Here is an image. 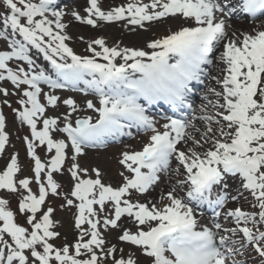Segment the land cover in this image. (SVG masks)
<instances>
[{
  "label": "snow or ice",
  "instance_id": "1",
  "mask_svg": "<svg viewBox=\"0 0 264 264\" xmlns=\"http://www.w3.org/2000/svg\"><path fill=\"white\" fill-rule=\"evenodd\" d=\"M88 3L87 18L75 11L72 15L92 27L97 21L125 19L142 27L145 22L169 16L191 21L193 26L151 41L147 44L151 52L108 47L103 39H96L88 45L92 56H80L65 43L70 37L61 22L64 14L50 11L53 0H0L4 9L0 12L4 29L0 40L7 41L10 49L0 51V81H10L17 89L26 86L19 101L23 110L17 116L31 130V139L25 140L34 161L31 179H17L20 167L16 156L0 172V190L21 193L19 212L29 214L26 222L31 226L29 229L17 223L9 201L0 199V264H104L108 257L112 264H138L133 254L117 259L115 246L105 247L101 224L105 230L118 228L122 216L132 218L137 231L124 230L119 239L139 249L151 264H244L235 257L243 256L249 247L264 258V30L239 34L234 30L229 34L222 18L239 11L253 18L264 15V0H241L238 7L230 6L228 0H129L108 12L101 10L99 0ZM9 29L13 37L22 39H9ZM30 47L43 54L55 79L36 65L29 55ZM221 47L218 62L223 64V77L217 83L222 90H210L216 97L209 101L215 112L208 113L205 105L200 117L182 115L192 107L189 85L204 82V66L213 64L214 51ZM12 61H21L27 68L17 65L14 69L9 66ZM81 83L98 97V106L92 100L86 104L98 114L95 122L90 116L77 118L73 126L70 117L79 109L71 98L63 100L70 111L62 127L57 118H43L46 106L56 108L60 97L42 93L41 85L53 90L69 86L80 90L76 86ZM0 93L9 94L3 88ZM42 94L47 105L40 102ZM141 100L148 105L162 101L173 109V116L163 117L166 122L162 131ZM197 119L204 122L202 133L194 123ZM38 122H42L39 129ZM131 127L151 135L142 150L122 153L119 163L129 173H120L122 186L105 185L96 169L95 179L81 178V173L87 175L88 170L76 161L84 149L124 134V129ZM59 133L66 134L70 145L65 139L54 138ZM7 142L5 118L0 115V154ZM182 144L183 150L179 147ZM206 144L210 147L204 149ZM38 147L52 154L47 163L36 154ZM69 155L72 163L68 171L75 181L70 196L79 203L74 205V200L67 197L66 203L77 209L76 228L88 227L74 245L58 249L50 242L58 236L52 231L53 209L42 208L49 193L58 195L60 185L53 174L62 172ZM173 158L178 162L175 172L184 177L178 183L187 186L186 196L177 195L173 187L161 195L159 206L133 202L132 193L143 195L156 186L160 173L168 171ZM227 175H239L254 209L236 207L227 211L224 222L235 225L230 228L220 222L221 213L216 211L224 207L226 195L216 193L213 199L218 186L227 188ZM33 181L38 195L30 187ZM109 204L111 211L106 208ZM204 204L214 211L211 228L198 226L195 210ZM106 212L101 221L100 214Z\"/></svg>",
  "mask_w": 264,
  "mask_h": 264
},
{
  "label": "rangeland",
  "instance_id": "2",
  "mask_svg": "<svg viewBox=\"0 0 264 264\" xmlns=\"http://www.w3.org/2000/svg\"><path fill=\"white\" fill-rule=\"evenodd\" d=\"M34 2H38V0H34ZM129 0H105V3L100 4L101 10L108 12L111 9L115 7H121L125 6ZM144 3L145 0H143ZM71 4H67L66 6H62L61 12H63V18L62 23L66 25L65 28V34L70 37L65 43L72 48L75 54L80 56H92V53L88 51V45L93 40L96 39H103L105 41L106 46L108 47H118L120 49L123 48H134V46H137L133 42L118 38V37H105L103 35H97L96 33H93L89 29H84L81 23L77 22L72 13L77 12L80 13L81 9H84V6H77L79 8L70 7ZM69 6V7H67ZM89 7V3H85V8ZM67 8V10H65ZM56 10H59L57 8ZM4 9L2 5H0V12H3ZM51 11V10H50ZM85 15H87V12L85 11ZM49 19H54L51 15H49ZM182 24H178L177 27L170 28L168 27L169 24L166 26L160 27L157 29V32L155 36L149 38L150 41L161 39L165 36H161L164 34L169 35L168 30L171 29V32L178 31L183 25H185V22H181ZM144 29V28H143ZM3 26L0 24V31H3ZM256 30H264V23L260 24L256 27ZM9 33V39L15 38V39H22L18 35L13 37L10 33V29L8 30ZM147 42H144L141 44L142 49H145L147 46L146 43H148V38L145 39ZM145 46V47H144ZM94 48H96L97 51H100L98 46L93 45ZM0 51H10V49L7 47V41L0 40ZM35 52L36 49L31 48L29 50V53H32L33 56L31 58L35 61H38V64H40L41 61L35 59ZM103 62V61H99ZM118 62H120L118 60ZM19 66H23L27 68V65H25L21 61H12L9 62V66L13 67L14 69ZM0 88L6 89L8 91V95L5 96L3 93H0V103L2 104V110L0 111V115H3L5 118V133L9 136L8 142L5 145V150L2 154H0V172L5 170L8 163H10L11 158L13 156L17 157V161L20 167V172L17 174V179H23V178H33V168H34V161L29 157L27 152V144L25 138L31 139V130L28 128L26 124L21 123V121L18 119L17 112L22 111L23 108L19 104V101L23 99L22 92L26 88L25 86H21L20 89H17L14 85L11 84L10 81H0ZM49 91V90H48ZM47 91V92H48ZM219 91V90H216ZM50 94H54L58 97H60V100L58 101V105L56 108H52L49 106H46V112L45 117H53L57 118L59 121H61L60 126L62 127V121L65 115L68 114L70 109L67 108L66 105L63 104V100L71 98L73 99L77 106L78 111L73 112L70 119L72 122L75 118H80L82 115H85L82 110V107L80 104L83 103V100L85 99L83 93L82 96L80 93L72 92V91H63V90H50ZM216 97L213 98L211 101H215ZM43 104L47 105V101L42 97ZM215 112L216 109L212 108ZM79 112L81 113L79 116ZM78 113V114H77ZM41 118V120L43 119ZM42 127V122H38V129ZM54 138L56 139H65V134L59 133L54 134ZM205 149V148H204ZM204 149H198L203 151ZM36 154L41 158L42 162L47 163V161L50 159V156L52 154L47 153L46 148L44 147H38L36 149ZM114 154H118L119 158H115ZM122 152L120 149H114L112 151H108L106 153H100L95 154L94 158L92 160H84L83 156H80L77 158V163L80 165L82 169H87L88 174L84 175L81 173V178L83 179H95V172L93 169L99 170L101 173V181L105 185H110L113 188H118L122 186L123 184V177L120 175L121 172H123L125 175H129L128 172H126L121 164H118V160L120 161V156ZM95 161V162H93ZM72 161L70 159H67L64 169L60 173H54L53 178L54 180L60 185V189H58V195H51L49 193V196L46 198L45 204L42 208V211H46L47 208L51 207L53 209V213L51 216V219L53 221V228L52 231L58 233V236L50 241L54 247L56 248H62L65 245L72 246L74 245L77 240L79 239L80 233L83 229H87V224L83 225L81 229H77L75 226V220L77 215V209L75 206H68L66 203V197L67 199H73L74 205L79 203L78 201H75L73 197L70 196V193L74 187L75 181L71 178V174L68 171ZM105 165H107L105 167ZM105 167V168H104ZM32 187L33 192L38 195V186L33 181V184L30 185ZM21 197V193H8L6 191L0 190V199H7L9 201V207L14 212L16 216V221L21 226L27 227L30 229V225L27 224V216L28 213H20L19 212V200ZM139 197V194L133 192L130 199L133 202H137ZM242 198L244 200V206L240 207L244 211H253L254 209L251 207V204L249 201L252 200V197L250 193L243 194ZM53 203V205H52ZM98 207V206H97ZM106 208L108 211H111V205H106ZM39 215V214H38ZM106 213L100 214L101 221L104 219ZM127 230H130L131 232H136L137 228L135 224H132ZM101 234L103 238L105 239V247H113L117 249V252L115 254L116 258L119 259L122 255L125 259L128 258V254L131 253L137 260L138 264H144L143 259L145 257L142 256V253L139 249H137L135 246H132L130 244H127L125 242H122L119 237L122 235L123 231L120 227L118 230L108 228L105 230L101 224L100 227ZM122 250V251H121ZM99 251V250H98ZM141 253V255H140ZM253 255L256 257L255 264H264V258H260L258 254L253 251ZM31 260V258H30ZM104 264H112V258L108 257L106 261H104ZM145 264H151V260L147 258V261Z\"/></svg>",
  "mask_w": 264,
  "mask_h": 264
},
{
  "label": "bare ground",
  "instance_id": "3",
  "mask_svg": "<svg viewBox=\"0 0 264 264\" xmlns=\"http://www.w3.org/2000/svg\"><path fill=\"white\" fill-rule=\"evenodd\" d=\"M180 21L186 22V25L188 26H193L191 21H185L178 16L176 17L169 16V17H166L158 21H153L151 23L145 22L142 28L145 27L146 30H142L141 26H138L139 28H136V30L135 29L132 30L130 27H126L127 29L125 30L124 25L119 26L118 23H108L104 21H99V24L96 27L92 28L90 25L83 24L80 21H77V22L81 23L84 29H89L90 31H92L93 33H96L97 35H103L109 38L111 37L123 38L137 45V46H134V48L132 49H142L141 44L146 42L145 39L147 38H148V43H150L149 38L153 37L156 34L158 28L166 26L167 24H169V26H178V24L181 23ZM262 22H249L248 21V22H242V23H233L231 30L229 31V34H231V32L234 30L238 34L239 33H253L254 32L253 28L255 26L260 25ZM148 52H151V49H148ZM219 65L220 63L217 66L219 67ZM80 106L82 108H85L84 104H80ZM195 124H196V127L200 129V132L204 130V126L201 123L198 122ZM189 146H191L190 143H189ZM205 146L210 147V145H207V144ZM94 155H95L94 153L90 152L87 149H84L83 159L86 161L92 160V158H94ZM106 166L107 165H105V167ZM169 175L170 177H169L168 183H166L163 187H158V188L153 187L147 193H144L142 195V199L138 202L146 203V204L156 203L159 206L161 195H166L168 191L172 190V188L175 187L174 186V173L172 172V170L169 171ZM176 189H177V195L180 196L181 195L180 190H178V188ZM165 203H167V201H165ZM132 221H133L132 218L127 217V216H122L118 225L120 228H122V230L127 229L132 225Z\"/></svg>",
  "mask_w": 264,
  "mask_h": 264
}]
</instances>
